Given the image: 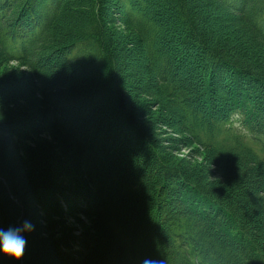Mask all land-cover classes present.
I'll return each instance as SVG.
<instances>
[{
    "label": "trees",
    "instance_id": "obj_1",
    "mask_svg": "<svg viewBox=\"0 0 264 264\" xmlns=\"http://www.w3.org/2000/svg\"><path fill=\"white\" fill-rule=\"evenodd\" d=\"M151 1L0 0V53L32 70L38 84L28 89L41 94L48 106L41 116L47 127L43 132L60 133L73 157L72 169L51 172L55 151L28 147L25 163L8 153L2 135L9 131L0 124V228L25 220L34 226L23 233V264H51L58 254L56 246L37 235L39 200L57 214L84 203L87 207L80 210L96 219V248L83 264H142L145 259L264 264V62H252L218 39L213 28L205 27L204 14L217 2L264 44V0H162L155 23L144 12ZM109 5L144 43L163 86L151 77L144 81L138 70L135 81L124 83V54L130 48L111 25L110 12L116 13ZM166 17L170 23L163 22ZM169 47L179 48L181 64L192 66L190 79L184 77L186 70L178 72ZM44 53L83 76L65 88L70 73H56ZM199 76L206 85L192 86L191 79L198 85ZM130 87L148 95L160 91L162 105L179 119L180 129L208 150V169L224 178L212 181L208 169H184L160 156L154 129L142 114L144 101L132 102ZM124 137L132 150L125 154V165L104 171ZM140 157L145 166L148 157L152 177L132 171ZM66 176L89 184L92 193L81 188L82 195L74 196L76 184L63 182ZM21 261L0 253V264Z\"/></svg>",
    "mask_w": 264,
    "mask_h": 264
},
{
    "label": "rangeland",
    "instance_id": "obj_2",
    "mask_svg": "<svg viewBox=\"0 0 264 264\" xmlns=\"http://www.w3.org/2000/svg\"><path fill=\"white\" fill-rule=\"evenodd\" d=\"M156 1H158V3H156ZM163 5L162 0H152L148 3V7L144 12L146 15L148 14V17L150 15L152 23L157 22V13L164 8ZM109 6L111 7V5ZM209 7L210 9L204 13L208 19L205 27L207 29L213 28L214 35L218 36V39L227 42L231 48L241 50L242 54L250 58L252 62H264V44L261 41L256 42L252 39L251 35L246 32V28L241 23H238L236 14L232 11L218 8L217 2H213ZM111 8L116 13L110 12L111 19L115 21L111 25L117 33L118 38L126 44L127 48H130L129 54H127V56L124 54L126 63H128L123 69L126 75L124 83L127 84L135 81V74H133V71L136 72L138 70L139 72H136V75L138 76L141 74L144 81L147 80L148 77H151L157 86H163L165 81L158 77L159 72L148 57V52L144 43L132 32V28L124 25L121 19L118 18V12L115 11L113 7ZM204 9L206 10L207 7H204ZM163 16L164 14L162 17ZM163 22L170 23V19L166 17ZM187 29L188 27H184L185 32ZM160 34L162 36V33L158 31V35ZM157 37L155 44L158 47L159 40ZM178 49L177 47L175 49L169 47V50L166 49V51L172 55L174 61H176V65L177 63L180 65L177 66L178 72L186 70L189 76L184 75V77L190 79L191 75H195L194 71L190 64L185 65L183 62L181 64L179 61L180 55ZM199 53H202L201 49ZM38 55L40 57L43 54L38 52ZM45 58H47V55H45ZM41 60H44V58ZM48 60L49 65L55 68L56 73H61V76H64V73H70L73 69L72 66L67 65L61 60ZM145 63L146 66H143ZM174 70H171L168 76H172L171 74L175 72ZM74 73H70V75L67 76L68 79L65 82V88L70 87L71 84L73 85L71 82L74 80V77L83 76L82 73H76L75 75ZM191 80L190 82H194L192 86L203 87L204 83L206 85V82L203 81L202 78L200 79V76L198 85L193 78ZM37 81V79H34V75L30 68L19 61L10 60L0 53V124L9 131L6 135H2V139H4L5 145L8 148V153L10 155L15 154L14 156L18 158H25V163L29 161V156L27 154L28 147L45 146L47 150H49V153L51 149L57 154L55 161L51 164V172H57L63 167L72 169L73 157L69 149H66V144L60 133L55 130L43 132L47 127H43L44 120L42 121L41 116L48 111V106L46 104V99L41 94H31V89L34 90V86L32 87L31 84H38ZM211 84L213 86L214 82H211ZM228 87L230 89L234 88L232 84ZM28 88H30L31 91ZM26 89L28 91H26ZM130 89L132 88L130 87ZM129 96L132 102L137 98L144 101L143 106H145L146 109L142 114L146 115L144 118L145 121L148 122L146 126L154 129L155 137L153 136V139L156 141L160 156L169 158L172 163L179 164L184 169L186 167L196 170L202 168L208 169L210 160L208 150L195 144L190 134L180 129L179 126L181 125H179V119L162 105L163 98L160 96V91L148 95L141 93L139 90L132 89L129 91ZM101 105L102 103L99 106ZM81 122H79V124H81ZM37 125H41L43 128L39 129L40 127H34ZM37 130H42L40 132L43 134H37ZM53 145L55 149L51 147ZM116 148L118 153H110L111 155L108 158L104 171L124 166L126 155L132 151L130 145H125V137L122 138ZM147 158L148 157H146L147 166L143 163L144 158L141 160V157L136 161V164L134 163V168L131 169L135 174L144 176L146 174V176L150 175L152 177L153 169L151 168V162ZM29 168H27V171L30 170ZM208 170L212 181H218L224 178L222 175L216 174L215 169L209 168ZM62 180L63 182L68 181L72 184H76L74 185V190L76 191L75 194L73 193L74 196H78L77 194L79 193L82 195L81 188L87 190L88 192L86 194L88 195L93 191V188H91L89 184L81 180L68 178V176L62 178ZM134 194L137 196V191L134 192ZM61 203L65 206V202L62 201ZM77 207L76 209H72L74 211L67 208L63 209L60 214H57L53 206L44 204L40 200L35 206L37 214L36 223L39 229L37 235L47 240L51 245L56 246L58 251V254L54 255L51 264H83L92 259L91 256L96 248L95 241L98 234V223L95 218L83 212L87 207L84 203H79ZM80 209L83 210L81 211ZM115 262L118 264L117 261ZM91 264H94V261H92Z\"/></svg>",
    "mask_w": 264,
    "mask_h": 264
},
{
    "label": "clouds",
    "instance_id": "obj_3",
    "mask_svg": "<svg viewBox=\"0 0 264 264\" xmlns=\"http://www.w3.org/2000/svg\"><path fill=\"white\" fill-rule=\"evenodd\" d=\"M30 221H23L20 226L0 228V253L9 258L19 259L24 254L27 238L23 234L33 229ZM142 264H166V260L145 259Z\"/></svg>",
    "mask_w": 264,
    "mask_h": 264
}]
</instances>
